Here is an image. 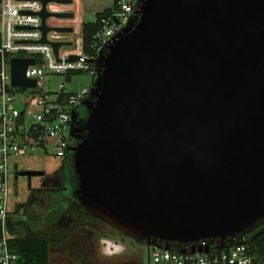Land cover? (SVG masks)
<instances>
[{
    "label": "water",
    "instance_id": "1",
    "mask_svg": "<svg viewBox=\"0 0 264 264\" xmlns=\"http://www.w3.org/2000/svg\"><path fill=\"white\" fill-rule=\"evenodd\" d=\"M43 9L45 20L72 13ZM58 55L61 46L51 43ZM77 57L71 56L74 61ZM72 113L71 197L147 249L207 254L264 226V0H137ZM34 60L13 59L12 84ZM70 82L71 77H66ZM42 177V171L17 176Z\"/></svg>",
    "mask_w": 264,
    "mask_h": 264
},
{
    "label": "built area",
    "instance_id": "2",
    "mask_svg": "<svg viewBox=\"0 0 264 264\" xmlns=\"http://www.w3.org/2000/svg\"><path fill=\"white\" fill-rule=\"evenodd\" d=\"M136 1L117 0L118 8L100 18V29L93 37L94 44L90 45L92 54L98 56L128 24ZM69 6L50 2L45 10L49 14H65L70 13ZM42 9L39 0H0V264H20L21 260L9 247L10 180L14 177L16 181L19 172L14 160L26 154H41L60 161L66 157L74 144L72 113L89 98L90 90L71 94L65 92V86L72 83V72L94 73L90 60L95 58L81 49L77 53L61 52V46L58 55L55 54L51 43L70 42L66 38L68 34L49 31L45 35L47 42H41L42 19L38 13ZM52 18L45 20L46 27L65 28L51 25ZM71 56L77 59L71 61ZM13 59L34 60L25 72V77L35 82L34 86L12 84ZM51 75L63 78L56 91L50 87ZM67 76L71 77L70 82ZM213 247L207 254L150 248L147 259L149 264H255L244 243H234L220 252Z\"/></svg>",
    "mask_w": 264,
    "mask_h": 264
},
{
    "label": "rangeland",
    "instance_id": "3",
    "mask_svg": "<svg viewBox=\"0 0 264 264\" xmlns=\"http://www.w3.org/2000/svg\"><path fill=\"white\" fill-rule=\"evenodd\" d=\"M68 9V12L73 13V9H71L70 6ZM85 18L86 21L93 22L95 21V14L87 13ZM50 22L53 24H59V22H63V20L55 19L52 21L50 19ZM72 22L74 31L68 35L71 39L70 42L72 45L63 46L61 52L77 53L80 49L81 43L79 26L75 18ZM49 79L51 80L50 87L54 91L58 89L59 82H62L63 80L61 75H51ZM72 79V83L65 86V92L78 94L83 89L90 90L94 81V73L72 72ZM14 162L17 164L19 172L42 171L45 173L42 177L32 176L29 179L26 176L19 175L17 176L16 181H14V177L10 180L9 212L13 223L14 220L16 222L14 223L15 228L11 235L21 236L26 232L21 221H27L28 226L33 230V232L37 230L36 224H38V219L41 217L39 213L41 209L39 197L37 198L38 201H35L37 199L34 198V193H36L40 185L43 184L44 176L50 178L58 173V170L61 167V162L60 160L51 159L41 154H26L25 156H18L15 158ZM17 208L19 211L18 213H16ZM24 211L27 215L33 214L34 217L39 214L38 218L35 217V219L33 218L30 221V219H27V216H25L26 214L24 215ZM60 224L65 226L67 221L63 219L60 221ZM38 228L42 227L39 225ZM79 231L80 233L74 232L71 234L66 243L51 246L49 254L50 264H115L138 262L140 264H148L147 247L144 243H137L131 238L125 237L122 235L123 233H119L121 231L118 232L116 229L107 224H95L89 228L81 229ZM89 231H93L94 235L92 236V232ZM84 240L85 242H83ZM88 246L90 251H88ZM93 249L95 253L90 254ZM139 255H141V257H139ZM150 264L154 263L150 262Z\"/></svg>",
    "mask_w": 264,
    "mask_h": 264
},
{
    "label": "trees",
    "instance_id": "4",
    "mask_svg": "<svg viewBox=\"0 0 264 264\" xmlns=\"http://www.w3.org/2000/svg\"><path fill=\"white\" fill-rule=\"evenodd\" d=\"M117 8L118 7L116 1L111 9H108L107 11L96 15L97 19L93 23H84L82 25V50L84 54L88 56L93 55V58L97 57L96 54L94 55L91 53L90 45L94 44L93 37L99 30V20L102 16L107 15L108 13ZM67 165L65 167L68 169L67 171L65 170L64 175L62 174L60 169L58 170L60 181L62 183L64 182V187L66 190L63 193H59L57 195L52 194V196L56 199H61L63 195L67 197V201L64 202L63 205V207L67 208L65 217L67 218L68 223L65 226L61 225L60 222H58L59 215L56 214V211L60 209V204H57L53 201H49V205L46 209L47 212H45V214H43V216L38 219V224H36L37 230L34 232L28 226L27 221H21V223L25 227L26 232L21 236H13L11 235V233H13V230L15 228L14 223L16 222L14 221L13 223L12 219L8 222V231L11 236L9 240V247L13 253L18 254L21 257L20 264H50L49 254L51 246L59 244L62 245L66 243L69 236L73 234L77 229H85L95 224L103 223L102 221L88 214L82 208V206H80L78 202L71 197V191L74 184L71 185L70 181V178L72 177V171L69 162L67 163ZM18 208L16 209V213L19 212ZM23 213L24 215L26 214L25 211ZM25 216H27V219H30V221L33 218L35 219L36 217H34L33 214H26ZM39 225L42 228H38ZM119 233L122 234V232ZM122 235L127 238H130L124 233ZM134 241H136L137 243H144L139 240ZM235 243H244L248 247L249 253L255 259V264H264V226L254 232L252 235H249L243 239L236 240ZM213 248L216 252L221 251V248L218 246H214Z\"/></svg>",
    "mask_w": 264,
    "mask_h": 264
},
{
    "label": "flooded vegetation",
    "instance_id": "5",
    "mask_svg": "<svg viewBox=\"0 0 264 264\" xmlns=\"http://www.w3.org/2000/svg\"><path fill=\"white\" fill-rule=\"evenodd\" d=\"M76 110H77L80 118L85 119L88 116L89 111L86 109V107L80 105ZM71 147H73V146H71ZM60 162H61L60 170H61L63 175L65 174V170L67 171V169H68L65 166L69 162V164L71 166V171H72V177L70 178V181H71V185L74 184L75 178H74L73 170H72L71 152L68 151L66 154V157L64 159H62ZM67 167H68V165H67ZM46 177L47 176L43 177L44 182L42 185H40V187L36 191V193H34V195H35L34 198L37 199L39 197L40 209L43 210V212H44L43 214H45V212H46L47 206L49 205V201H53V202H56L57 204H60V209L56 211V214L59 215L58 221L60 222L63 219H65V216H66L67 208L63 207V205H64V202L67 201V197L65 195H63V197H61V199H56L55 197L52 196V194L57 195L59 193H63L66 190L64 187V182L62 183L60 181L59 173H57L56 175H54L53 177H50V178L49 177L46 178ZM35 201H38V199ZM138 264H140V263L138 262Z\"/></svg>",
    "mask_w": 264,
    "mask_h": 264
},
{
    "label": "crops",
    "instance_id": "6",
    "mask_svg": "<svg viewBox=\"0 0 264 264\" xmlns=\"http://www.w3.org/2000/svg\"><path fill=\"white\" fill-rule=\"evenodd\" d=\"M117 0H71V4H70V7H71V9H73V18H71V19H66V18H64V19H62L63 20V22H59V24H53L52 22H50V24L51 25H55V26H61V27H64L65 26V28L66 27H68V28H72L73 29V31H74V28L72 27L73 26V22H72V20L75 18V20H76V22H77V24H78V26H79V32H80V43H81V45H80V49L82 50V25L84 24V23H93V22H88V21H86V18H85V16H86V14L87 13H94L95 14V20L97 19L96 18V15H98V14H101V13H103L104 11H107L108 9H111L112 7H113V5H114V3L116 2ZM113 2V3H112ZM111 3H112V6H111ZM56 19V18H55ZM54 18H52L51 20L52 21H54L55 20ZM58 20V19H57ZM99 29H100V27H99ZM72 31V32H73ZM71 32V33H72ZM71 33H67L68 35H70ZM66 34V35H67ZM67 35V39L69 40L70 38H69V36ZM71 43V42H70ZM72 45V44H71ZM79 49V50H80ZM45 174V173H44ZM47 212V211H46ZM39 213H40V215L41 216H43V210H40L39 211ZM39 215V214H38ZM38 215H36V217L38 218ZM64 220H66L67 221V223H68V220H67V218L65 217V219ZM15 221V220H14ZM86 229V228H85ZM79 230H81V229H77L76 231H75V233H80V231ZM82 232V231H81ZM87 232V231H86ZM89 232H92L91 233V235L93 236L94 235V233H93V231H89ZM90 235V236H91ZM70 238V237H69ZM81 238H82V236H81ZM93 239V238H92ZM83 242H85V240L83 241ZM60 245V244H59ZM95 248V247H94ZM51 250V249H50ZM88 251H90L89 250V246H88ZM95 253V251H94V249H93V251H91V253L90 254H94ZM50 263V262H49Z\"/></svg>",
    "mask_w": 264,
    "mask_h": 264
}]
</instances>
